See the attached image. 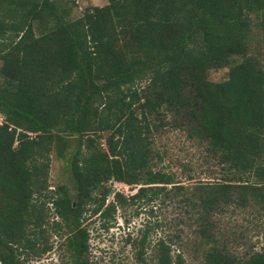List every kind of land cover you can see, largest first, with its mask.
I'll list each match as a JSON object with an SVG mask.
<instances>
[{
	"label": "trees",
	"instance_id": "1",
	"mask_svg": "<svg viewBox=\"0 0 264 264\" xmlns=\"http://www.w3.org/2000/svg\"><path fill=\"white\" fill-rule=\"evenodd\" d=\"M255 16L264 33V0H107L74 19L57 0H0V264L48 253L50 235L65 237L62 264H90L85 215L108 229L118 210L153 203L183 214L155 264H186L171 253L187 233L207 247L203 264H264V246L239 258L218 237L225 209L264 213ZM227 67V80L208 79ZM170 135L200 150L210 180L187 186L162 168ZM54 149L69 155L72 194L49 189ZM160 226L131 242L137 260Z\"/></svg>",
	"mask_w": 264,
	"mask_h": 264
},
{
	"label": "rangeland",
	"instance_id": "2",
	"mask_svg": "<svg viewBox=\"0 0 264 264\" xmlns=\"http://www.w3.org/2000/svg\"><path fill=\"white\" fill-rule=\"evenodd\" d=\"M64 8L70 10V18L81 15L88 7H101L107 4V0H57ZM260 20L254 17V25L250 36V52L264 55V33L260 29ZM240 58L232 59L230 65L239 63ZM1 65V62H0ZM229 67L211 69L208 79L218 83L227 80ZM1 119V116H0ZM170 135L166 140L170 148L167 159L162 168L176 174L185 185L194 184L197 181L210 180L207 174V164L203 162L198 148L191 147L183 138ZM101 143L104 146V141ZM70 148H68L69 152ZM68 157L61 158L54 149L51 156L49 172V186L52 192L58 191L60 186L72 194L73 188L69 180ZM189 165V173H184L183 166ZM105 187H111L114 191L130 195L135 192L134 187H128L121 183L108 182ZM112 200V197L108 201ZM50 206V205H49ZM182 211L174 204H156L136 210L129 207L125 211H117L115 222L108 229L102 228V221L97 216L85 215L84 226L89 231V262L90 264H155V245L160 237L171 236L179 228L178 217H182ZM57 220V218H54ZM161 224L149 234L147 247L144 250L143 259H136V250L132 241L139 238L145 225L151 228L155 224ZM218 237L220 242L226 244L228 250L239 258H246L248 254L260 251L264 246V213L256 208H227L218 216ZM65 237L50 235L51 251L39 258L29 259L25 264H62L68 263V257L64 250ZM182 246V247H179ZM205 246H201L196 237L187 233L184 235L181 245L174 242L171 255L174 257L180 253L186 264H203L206 252Z\"/></svg>",
	"mask_w": 264,
	"mask_h": 264
}]
</instances>
